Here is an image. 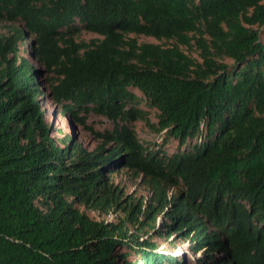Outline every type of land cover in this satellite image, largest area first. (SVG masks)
I'll return each instance as SVG.
<instances>
[{"label": "trees", "instance_id": "16d2710c", "mask_svg": "<svg viewBox=\"0 0 264 264\" xmlns=\"http://www.w3.org/2000/svg\"><path fill=\"white\" fill-rule=\"evenodd\" d=\"M0 25V264H183L159 238L196 264H264V0H0ZM46 89L93 150L57 143ZM136 121L183 151L144 147Z\"/></svg>", "mask_w": 264, "mask_h": 264}, {"label": "rangeland", "instance_id": "374dc122", "mask_svg": "<svg viewBox=\"0 0 264 264\" xmlns=\"http://www.w3.org/2000/svg\"><path fill=\"white\" fill-rule=\"evenodd\" d=\"M19 24V23H17ZM6 31V28L0 25V32L4 33ZM260 38L261 41L264 42V27L260 28ZM132 37L137 38L140 43L143 42H149V43H160L154 38H149L145 36H135L132 35ZM77 40H83L89 42L90 40L94 38H102L97 34H93L90 32H86L85 30H81L76 35ZM184 51L190 55L191 57L201 61L199 57V52L194 49H187L184 48ZM27 51H29V42L27 41L23 46V55L29 56ZM33 60V59H32ZM223 61L229 65H233V61L229 58H224ZM37 66L39 64L35 62ZM42 87L43 82L41 80ZM132 92L137 96L138 100L140 102L137 105L139 108L144 109L149 112V119L152 123L156 124L158 122V111L155 109L150 108L147 105L146 99L144 95L137 89L132 88ZM47 89L45 90L46 98H44L43 104L46 105L47 110V116L46 120L49 124H52L53 126V133L52 136L57 141V143L62 146L63 144L61 141L63 139H68V137H72L74 139H77L79 142H81L86 148L93 150L97 144L98 140H96L92 135H90L88 132H86L82 127L74 123L71 118L68 115H64L60 109H55L54 105L50 102L48 96H47ZM88 124L92 126L96 131L98 132H105L113 130L114 123L110 121L105 116H100L96 114H89L88 116ZM132 126L136 133L137 137L140 140L141 143H143L144 147L150 149V150H160L161 152L165 153L166 155H172L173 153L180 151L179 142L174 139H168L166 141V138L163 133H156L151 128H149L143 121H136L132 122L130 124ZM191 145H194L193 142H191ZM185 150H188L187 148H184ZM183 151V149H181ZM113 181L115 183H119L121 186H123L126 190V192L132 194L136 193L138 197H148L149 196V190L140 184V181L138 179H132L129 173L125 170L118 172L117 174L112 175ZM136 191V192H135ZM89 215L92 218L100 219L101 216L98 215L97 212H89ZM158 243L160 244L159 250L162 252H168L174 254L176 257L180 259V261L183 264H196L197 259L200 258V254L197 256L192 255L188 248L187 242L183 241H176L175 245H169L165 238H159L157 239ZM125 252H128L131 255L132 259L134 257V254L130 252L128 249H124ZM168 264V263H166Z\"/></svg>", "mask_w": 264, "mask_h": 264}, {"label": "built area", "instance_id": "2783aa9c", "mask_svg": "<svg viewBox=\"0 0 264 264\" xmlns=\"http://www.w3.org/2000/svg\"><path fill=\"white\" fill-rule=\"evenodd\" d=\"M118 215L115 211H109L107 215L103 216L106 222H113L117 219Z\"/></svg>", "mask_w": 264, "mask_h": 264}, {"label": "clouds", "instance_id": "9594fccd", "mask_svg": "<svg viewBox=\"0 0 264 264\" xmlns=\"http://www.w3.org/2000/svg\"><path fill=\"white\" fill-rule=\"evenodd\" d=\"M110 211H112V210H110ZM114 211V210H113ZM116 212V211H115ZM118 218V217H117ZM101 219H102V217H101Z\"/></svg>", "mask_w": 264, "mask_h": 264}]
</instances>
